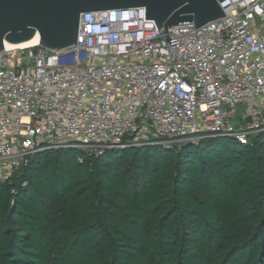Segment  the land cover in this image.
<instances>
[{
    "label": "built area",
    "instance_id": "obj_1",
    "mask_svg": "<svg viewBox=\"0 0 264 264\" xmlns=\"http://www.w3.org/2000/svg\"><path fill=\"white\" fill-rule=\"evenodd\" d=\"M162 40L145 8L83 14L75 45L0 52V180L29 157L77 149L246 145L264 132V0Z\"/></svg>",
    "mask_w": 264,
    "mask_h": 264
},
{
    "label": "trees",
    "instance_id": "obj_2",
    "mask_svg": "<svg viewBox=\"0 0 264 264\" xmlns=\"http://www.w3.org/2000/svg\"><path fill=\"white\" fill-rule=\"evenodd\" d=\"M0 264H264V132L35 154L0 180Z\"/></svg>",
    "mask_w": 264,
    "mask_h": 264
},
{
    "label": "water",
    "instance_id": "obj_3",
    "mask_svg": "<svg viewBox=\"0 0 264 264\" xmlns=\"http://www.w3.org/2000/svg\"><path fill=\"white\" fill-rule=\"evenodd\" d=\"M225 0H0V52L6 43L28 41L36 34L40 46L51 51L75 45L83 14L114 9L145 8L147 19L156 21L161 38L171 45L168 29L194 24L196 30L225 18Z\"/></svg>",
    "mask_w": 264,
    "mask_h": 264
},
{
    "label": "bare ground",
    "instance_id": "obj_4",
    "mask_svg": "<svg viewBox=\"0 0 264 264\" xmlns=\"http://www.w3.org/2000/svg\"><path fill=\"white\" fill-rule=\"evenodd\" d=\"M38 45H40V38H39V35L36 34L34 38L28 41L18 43V44L6 43L5 47L6 49H9V50H21V49H26V48H34Z\"/></svg>",
    "mask_w": 264,
    "mask_h": 264
}]
</instances>
